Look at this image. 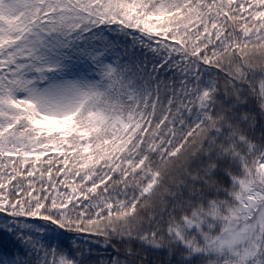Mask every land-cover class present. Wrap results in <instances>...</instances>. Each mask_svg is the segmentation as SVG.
Returning a JSON list of instances; mask_svg holds the SVG:
<instances>
[{
  "label": "snow or ice",
  "instance_id": "snow-or-ice-1",
  "mask_svg": "<svg viewBox=\"0 0 264 264\" xmlns=\"http://www.w3.org/2000/svg\"><path fill=\"white\" fill-rule=\"evenodd\" d=\"M0 264H264V0H0Z\"/></svg>",
  "mask_w": 264,
  "mask_h": 264
}]
</instances>
